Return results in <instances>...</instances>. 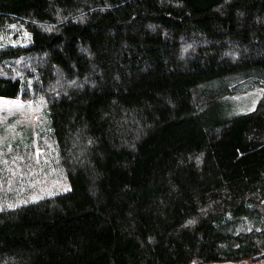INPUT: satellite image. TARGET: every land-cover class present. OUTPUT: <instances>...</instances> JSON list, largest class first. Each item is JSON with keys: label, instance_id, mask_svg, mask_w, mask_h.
Instances as JSON below:
<instances>
[{"label": "trees", "instance_id": "obj_1", "mask_svg": "<svg viewBox=\"0 0 264 264\" xmlns=\"http://www.w3.org/2000/svg\"><path fill=\"white\" fill-rule=\"evenodd\" d=\"M0 70L63 180L0 144V264H264V0H0Z\"/></svg>", "mask_w": 264, "mask_h": 264}, {"label": "rangeland", "instance_id": "obj_2", "mask_svg": "<svg viewBox=\"0 0 264 264\" xmlns=\"http://www.w3.org/2000/svg\"><path fill=\"white\" fill-rule=\"evenodd\" d=\"M260 95L258 90H250L239 94L231 100L233 110L235 112L250 110ZM44 107L45 102L41 96L33 99L23 97L16 99L0 98V144L4 142L10 146L20 145L22 148H26L29 144L31 146L29 150L25 151H15L8 148L13 152H11V156L17 159L19 166L14 169L9 180L5 179L3 181L1 188L3 190L4 188H11L13 193H19L20 196L16 200L34 199L43 195L46 190V192H49V189L63 187V180L59 174L47 175V170L41 168L42 160L39 159V156L42 149L37 147L38 141L35 137L40 134L39 132H41V127L45 121ZM4 153L3 151L2 156L7 159ZM15 173L16 175H14ZM18 175L24 176L20 178ZM246 263H250V261L247 259Z\"/></svg>", "mask_w": 264, "mask_h": 264}]
</instances>
